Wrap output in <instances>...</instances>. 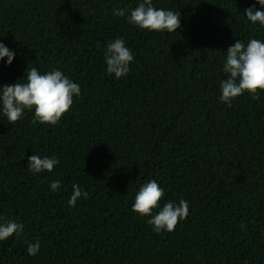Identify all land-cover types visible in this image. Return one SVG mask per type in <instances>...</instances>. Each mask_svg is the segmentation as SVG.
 I'll list each match as a JSON object with an SVG mask.
<instances>
[{"label":"trees","instance_id":"16d2710c","mask_svg":"<svg viewBox=\"0 0 264 264\" xmlns=\"http://www.w3.org/2000/svg\"><path fill=\"white\" fill-rule=\"evenodd\" d=\"M142 2L0 0V43L15 54L0 61V87L25 83L35 67L81 89L56 126L34 124L27 109L13 124L0 105V222L23 225L0 241V264H264V92L229 107L220 89L228 48L264 42V26L245 16L264 7L152 0L180 13L176 32H157L129 22ZM117 38L134 56L119 79L104 58ZM31 155L59 164L33 173ZM152 180L164 190L153 215L169 201L189 204L173 232L132 210ZM74 184L88 194L75 207Z\"/></svg>","mask_w":264,"mask_h":264},{"label":"clouds","instance_id":"9594fccd","mask_svg":"<svg viewBox=\"0 0 264 264\" xmlns=\"http://www.w3.org/2000/svg\"><path fill=\"white\" fill-rule=\"evenodd\" d=\"M264 7V0H257ZM126 10L117 9L115 15L125 16ZM245 16L253 25L259 23L264 26V11L249 8ZM129 22L140 29L162 32H176L180 28V13L171 10L157 9L153 6L152 0H143L134 10L131 11ZM99 47V45H98ZM226 62L223 65V72L227 78L220 83L221 101L231 107V102L245 93L252 95V98L259 100L260 92H264V42L252 38L247 45L237 41L227 50ZM7 58V63L12 64L15 54L3 43H0V61ZM105 61L107 72L114 74L117 79L126 76L130 71L129 65L134 61L129 48L125 42L117 38L110 42L105 49ZM26 82L20 81L13 85L0 87V105L3 114L8 121L15 124L24 115V111L34 110L33 123L56 126L62 117L70 111L74 103V97L81 93L80 86L66 77L60 70H52L41 74L35 67L29 68L26 72ZM59 164L56 158H41L39 155L28 157V169L33 173L47 170L51 172ZM51 189L56 191L60 188L59 180L51 183ZM84 197L87 199V192L81 190L79 184L73 185V194L68 201L70 206L75 207L76 202ZM164 197V190L155 181H149L142 185L135 195V202L132 210L141 216H149L148 221L157 233L161 231L173 232L179 222L189 215V204L181 199L179 204L172 201L163 205L162 209L153 215L160 201ZM3 218H0L2 220ZM245 227V225H241ZM23 225L13 221L0 222V241L7 240L14 234H20ZM40 251V243H30L27 253L35 256Z\"/></svg>","mask_w":264,"mask_h":264}]
</instances>
